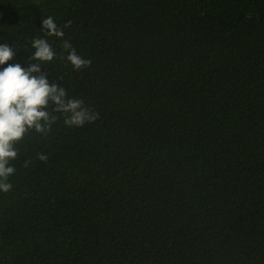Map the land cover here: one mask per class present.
<instances>
[{"label":"trees","instance_id":"obj_1","mask_svg":"<svg viewBox=\"0 0 264 264\" xmlns=\"http://www.w3.org/2000/svg\"><path fill=\"white\" fill-rule=\"evenodd\" d=\"M48 16L99 119L18 145L0 264H264V0H0L21 64Z\"/></svg>","mask_w":264,"mask_h":264},{"label":"clouds","instance_id":"obj_2","mask_svg":"<svg viewBox=\"0 0 264 264\" xmlns=\"http://www.w3.org/2000/svg\"><path fill=\"white\" fill-rule=\"evenodd\" d=\"M72 22L58 25L52 16L41 21L43 37H33L30 46L34 51L21 64L16 60L20 48L9 42H0V193L13 190L10 177L16 174L13 161L19 157L20 145L32 133L47 137L53 125L61 119L67 127H83L99 119V112L78 97L69 96L67 89L58 81L50 80L48 67L54 60L67 61L73 70L89 68L90 58L80 55L70 40L65 39L64 29ZM48 37L60 40L59 51ZM36 158L47 162L48 156L37 152ZM30 159L23 167L28 168Z\"/></svg>","mask_w":264,"mask_h":264}]
</instances>
